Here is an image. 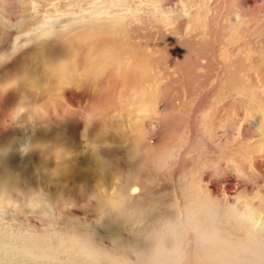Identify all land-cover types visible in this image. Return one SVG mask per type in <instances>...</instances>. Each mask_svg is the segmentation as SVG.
<instances>
[{
    "label": "rangeland",
    "instance_id": "374dc122",
    "mask_svg": "<svg viewBox=\"0 0 264 264\" xmlns=\"http://www.w3.org/2000/svg\"><path fill=\"white\" fill-rule=\"evenodd\" d=\"M33 1L0 0V264H264V0L30 38Z\"/></svg>",
    "mask_w": 264,
    "mask_h": 264
},
{
    "label": "bare ground",
    "instance_id": "6f19581e",
    "mask_svg": "<svg viewBox=\"0 0 264 264\" xmlns=\"http://www.w3.org/2000/svg\"><path fill=\"white\" fill-rule=\"evenodd\" d=\"M50 5L51 7H53L52 4ZM40 7L41 5L40 3H38V1L34 0L32 2V8L34 10L33 13L35 14V16L38 18L41 13L43 14L44 18H46V20L43 21V23L36 24L37 27H35L30 32H28L27 36H29L30 38L33 37L39 38L42 36H46V37L58 36L62 32L61 27H63L65 23L69 20L74 22H79L82 21L81 19H83L84 23L92 24V25L103 23L104 27L107 28L110 25L112 26L113 24L115 25L118 21L120 22L122 18L127 16V14L128 15L132 14L133 11V9H131L130 7L119 6L118 2L114 0H103L101 3L96 2L95 4H92L90 8L88 7L87 9H83L80 7L78 9H75L74 7L69 9L64 7L63 8L58 7L55 10L56 13H52L49 10L44 11L40 9ZM68 7L71 6L69 5ZM23 21L24 19L20 20L19 26L23 24ZM6 154H9V151H6Z\"/></svg>",
    "mask_w": 264,
    "mask_h": 264
},
{
    "label": "clouds",
    "instance_id": "9594fccd",
    "mask_svg": "<svg viewBox=\"0 0 264 264\" xmlns=\"http://www.w3.org/2000/svg\"><path fill=\"white\" fill-rule=\"evenodd\" d=\"M193 235L196 243L201 246H213L219 240V237L215 233L205 231L197 227H193Z\"/></svg>",
    "mask_w": 264,
    "mask_h": 264
}]
</instances>
